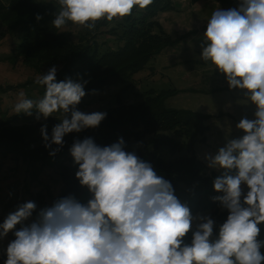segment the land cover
Here are the masks:
<instances>
[{
    "label": "clouds",
    "instance_id": "9594fccd",
    "mask_svg": "<svg viewBox=\"0 0 264 264\" xmlns=\"http://www.w3.org/2000/svg\"><path fill=\"white\" fill-rule=\"evenodd\" d=\"M152 3L58 0L51 24L62 29L71 22L94 30L101 20H123ZM36 19L43 16L37 13ZM200 47L201 59L224 74L229 89L241 90L255 105L253 118L245 115L236 124L243 135L226 138L215 154L204 157L209 168L222 170L213 182L222 194L212 200L227 210V218L217 225L211 215H194L151 162L126 150L122 136L106 146L91 136L75 138L69 149L78 165L75 176L90 198L59 197L39 209L31 223L25 222L37 204H19L0 224V239L9 232L15 236L4 264H264L259 226L264 223V0H238L235 7L215 9ZM57 72L53 65L35 79L45 87L43 98L34 102L21 93L14 106L16 114L35 113L37 121L64 114L51 135L47 124L40 129L53 157L64 148L66 134L97 128L108 115L79 110L89 81L82 76L58 81Z\"/></svg>",
    "mask_w": 264,
    "mask_h": 264
},
{
    "label": "trees",
    "instance_id": "16d2710c",
    "mask_svg": "<svg viewBox=\"0 0 264 264\" xmlns=\"http://www.w3.org/2000/svg\"><path fill=\"white\" fill-rule=\"evenodd\" d=\"M197 1L190 0L192 4ZM210 1L226 6H234L238 2ZM176 5L174 0H153L146 9L134 10L132 16L113 26L107 20L97 22L94 30L86 28L82 35L78 33L76 40L69 35L66 37L62 29L52 26L54 15L38 0H0V24L8 29H20L22 40L14 51L27 64L60 63L62 67L57 72L58 81L66 77L79 80L81 76L89 81L85 85L87 94L78 105L79 109H83L94 95L93 89L99 93L109 86L128 84L135 75L148 67L152 59L167 48L179 44L182 37L173 38L157 19L160 13L175 10ZM37 13L43 16L42 20L37 21ZM189 91L207 93L202 89L191 88ZM179 92L175 88L149 90L135 103H125L120 93L116 94L115 105L104 111L108 115L100 126L66 134V144L55 157L49 154L50 150L44 143L25 148L30 140L36 142L33 139L39 133L36 126L17 128L7 123V126H0V140L21 143L23 154L27 153L36 161V168L29 170L32 179H37L46 166L53 165L56 180L60 184V194L53 201L75 194L82 202H86L90 193L86 187L80 186L75 176L78 165L74 164L69 151L74 139L91 136L97 144L106 146L117 142L122 136L127 144L126 150L135 151L142 159L151 162L158 175L173 184L175 194L189 205L193 214L207 213L219 225L227 218V210L219 202L213 201L212 197L222 194L216 192L213 184L215 177L221 173L209 171L196 152L197 144L206 141L209 130L207 121L212 115L186 108L167 107V99ZM44 94L45 91L41 93L40 99ZM57 123L55 117L47 119L48 130ZM47 198L40 194L37 196L44 203ZM187 239L190 241L191 233Z\"/></svg>",
    "mask_w": 264,
    "mask_h": 264
},
{
    "label": "rangeland",
    "instance_id": "374dc122",
    "mask_svg": "<svg viewBox=\"0 0 264 264\" xmlns=\"http://www.w3.org/2000/svg\"><path fill=\"white\" fill-rule=\"evenodd\" d=\"M38 2L48 8L53 15L59 10L58 2L55 0H38ZM174 2L177 4L175 10L160 13L157 19L173 38L182 37L179 44L167 48L154 60L152 59L148 67L135 75L128 84L109 86L104 91L95 93L87 105L79 110L85 113L104 112L115 105V96L119 93L123 102L135 103L140 101L149 90L179 89L180 92L177 95L167 99L166 106L186 108L212 115V118L207 121L209 130L206 141L197 144L196 152L209 171L221 173L222 170L209 168L204 157L207 153L215 154L219 147L226 143V138H238L243 135L242 130L236 128V124L245 115L253 118L255 105L250 103L241 90H230L224 74H221L211 62L201 59L200 45L202 34L206 30L207 18L212 12L220 7L228 9L236 5L226 6L210 0H199L194 4L190 0H174ZM120 21L114 20L110 22V25L113 26ZM85 29L69 22L62 28V32L66 37L69 35L71 39L76 40ZM21 40L22 32L19 28L8 29L0 24V126L8 124L17 128L36 126L39 131L33 136L36 142L30 140V143L26 145L28 147H25L34 148L44 143L40 129L47 120L41 118L37 121L35 113L33 116L16 114L14 106L21 98V93H24L25 98L32 99L34 102L39 101L45 87L36 84L35 79L44 75V72L46 73L53 65L60 70L62 64H37V62L27 64L14 51ZM110 45L113 46V43ZM191 88L202 89L207 93L191 92L189 91ZM216 88L220 90H215ZM54 115L50 117H55L59 123L64 118L62 112L54 113ZM51 131L52 129L48 130L49 135ZM22 147L21 143L0 140V224L9 213L17 209L19 204L34 201L37 204V210L33 213V217L25 222L31 223L39 209L50 206L54 202L52 199L60 194V184L56 180L53 165L49 164L42 169L37 179H32L29 170L35 169L37 163L27 153L23 154ZM245 190H247L246 187ZM39 194L48 197L45 203L37 199ZM197 214L208 215L207 213ZM259 226L261 227L260 239L264 240V223ZM20 227L17 225V229ZM13 239H15L14 232H9L7 237L0 239V264H4L7 259L6 248ZM261 251L264 253V248Z\"/></svg>",
    "mask_w": 264,
    "mask_h": 264
},
{
    "label": "crops",
    "instance_id": "0c3cea01",
    "mask_svg": "<svg viewBox=\"0 0 264 264\" xmlns=\"http://www.w3.org/2000/svg\"><path fill=\"white\" fill-rule=\"evenodd\" d=\"M179 90V89H178Z\"/></svg>",
    "mask_w": 264,
    "mask_h": 264
}]
</instances>
